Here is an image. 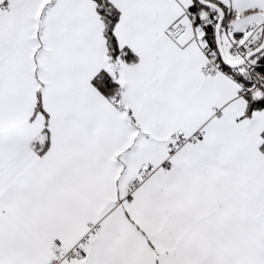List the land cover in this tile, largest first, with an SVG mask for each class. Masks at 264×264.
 Listing matches in <instances>:
<instances>
[{
  "label": "snow or ice",
  "instance_id": "snow-or-ice-1",
  "mask_svg": "<svg viewBox=\"0 0 264 264\" xmlns=\"http://www.w3.org/2000/svg\"><path fill=\"white\" fill-rule=\"evenodd\" d=\"M0 264H264V0H0Z\"/></svg>",
  "mask_w": 264,
  "mask_h": 264
}]
</instances>
